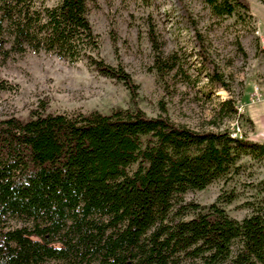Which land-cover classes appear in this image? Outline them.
Here are the masks:
<instances>
[{
    "label": "trees",
    "instance_id": "16d2710c",
    "mask_svg": "<svg viewBox=\"0 0 264 264\" xmlns=\"http://www.w3.org/2000/svg\"><path fill=\"white\" fill-rule=\"evenodd\" d=\"M45 1L0 0L11 48L86 58L123 81L132 106L0 120V264H264V197L241 220L184 199L237 173L242 156L263 157L264 144L147 116L128 74L95 57L90 0ZM203 1L218 17L250 16L247 0Z\"/></svg>",
    "mask_w": 264,
    "mask_h": 264
},
{
    "label": "rangeland",
    "instance_id": "374dc122",
    "mask_svg": "<svg viewBox=\"0 0 264 264\" xmlns=\"http://www.w3.org/2000/svg\"><path fill=\"white\" fill-rule=\"evenodd\" d=\"M247 1L250 16L240 19L215 16L203 0H90L88 19L99 38L95 57L128 74L147 116L162 115L198 131L228 129L264 144V0ZM11 44L3 23L0 120H28L33 111L110 113L132 106L123 81L105 76L86 58L71 62ZM158 56L173 60L172 67L160 72ZM238 164L230 178L188 191L184 199L217 202L230 217L243 219L251 212L247 203L264 197V156L245 155Z\"/></svg>",
    "mask_w": 264,
    "mask_h": 264
}]
</instances>
